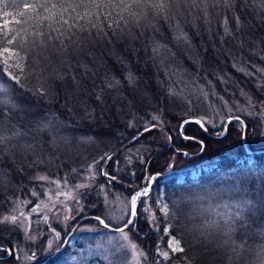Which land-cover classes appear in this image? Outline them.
Instances as JSON below:
<instances>
[{"label":"trees","instance_id":"1","mask_svg":"<svg viewBox=\"0 0 264 264\" xmlns=\"http://www.w3.org/2000/svg\"><path fill=\"white\" fill-rule=\"evenodd\" d=\"M106 77L120 86L108 88ZM0 84V221L18 200L37 204L41 175L86 185L72 224L107 232L108 195L148 187L127 229L144 264H264V125L250 115L264 107V0H0ZM220 99L234 108L223 110L226 120L245 123V144L241 120L226 133L206 121V131L194 122L180 130L188 118H210ZM248 100L247 112L239 107ZM199 158L209 162L198 180L170 176ZM236 176L244 180L218 199L215 189ZM173 236L184 252L167 247ZM106 237L85 231L80 241ZM14 246L0 232V249ZM43 248L36 264H127L115 247L77 246L84 251L74 262L69 247L49 256ZM0 264L17 256L5 253Z\"/></svg>","mask_w":264,"mask_h":264},{"label":"rangeland","instance_id":"2","mask_svg":"<svg viewBox=\"0 0 264 264\" xmlns=\"http://www.w3.org/2000/svg\"><path fill=\"white\" fill-rule=\"evenodd\" d=\"M204 97L206 92H203ZM214 114L210 118H202L203 121L208 122L213 127H224L226 119L224 114L225 111H233L234 108L230 106L228 102H223V100H218L214 102ZM253 103L248 100L246 105L239 107L248 112L249 108ZM259 110L264 111L262 105L259 106L257 111H252L251 119H257L260 124L264 125V114L259 115ZM244 127V125H243ZM223 129V128H221ZM244 131V128H243ZM223 131L220 130L218 134H222ZM249 149V148H248ZM209 162L208 158H199L193 161L187 162L184 165L176 168L173 178L178 182L182 183L187 177L192 180H198L201 175V167H207ZM259 186L264 189V173H259ZM46 179H40L42 186L44 188V196L38 200L37 204L30 208V201L28 200H18L15 204L14 210L5 217L16 216L17 220L12 222L10 220H5L3 217L0 221V232L2 239L7 242H12L14 244L16 251L12 252L11 256H17L18 264H36L35 257L38 259L37 247L42 244L44 246L42 255L49 256L56 251H63L64 241L69 231L73 230L74 236L67 238V245L65 248L69 247L68 253H65V257H68L70 262L78 261L81 257L73 256L74 251H76L77 246H84L85 249L89 250L88 253L98 250L100 248L111 249L115 247L119 253H126L127 264H144L145 253L144 251L132 240V234L130 231L126 230L121 232H110L106 230L101 231V227L94 224H87L80 226L77 224L73 226L74 221V208L77 207L79 196L82 191L87 187L84 184H78L75 186L70 185L66 181L49 178L45 175H41ZM235 179L229 184L221 187V189H215L217 193V198L220 200H225L231 193L234 192L236 185L244 180L241 177L236 176ZM257 180V177H255ZM215 186L213 187V189ZM133 196V195H132ZM122 197L120 194H109L106 204L107 212L110 221L108 224L115 227H122L125 223L131 219L134 215H130L132 212V206L130 203L131 197ZM142 197V196H141ZM74 203V206H71ZM139 201L137 200V207ZM72 208V210L70 209ZM137 213V209H136ZM135 213V214H136ZM137 215H135L136 217ZM62 230V233L59 231ZM101 233H108V237L100 240H96L95 244H88L86 242L80 241L81 232L99 231ZM171 239V238H170ZM169 239V241H170ZM168 241V242H169ZM133 245L136 247L133 248ZM168 245V244H167ZM80 255H83V249H77ZM144 253V256H138V253ZM7 253V252H5ZM2 253L0 256H4ZM8 254V253H7ZM35 254V256H33ZM113 258H115L113 256ZM109 259V258H108Z\"/></svg>","mask_w":264,"mask_h":264},{"label":"snow or ice","instance_id":"3","mask_svg":"<svg viewBox=\"0 0 264 264\" xmlns=\"http://www.w3.org/2000/svg\"><path fill=\"white\" fill-rule=\"evenodd\" d=\"M134 3L136 2H139V0H133ZM225 3H228V0H225ZM155 7V5H153ZM128 7L130 8L131 5H128ZM159 7L162 9L163 8V4H160ZM235 20L237 22V24H239V17H235ZM225 23H227V21L225 20ZM225 32L226 34H229L228 33V29L226 28L225 29ZM8 44H11L13 43L12 40H8L7 41ZM156 49H153V51H155ZM10 49L5 47L3 49V52L4 53H10ZM4 63H8L7 60L4 61ZM17 67H20L19 65H17ZM9 75L11 76V74L9 73ZM11 79L12 80H17V77L16 76H11ZM127 79L129 81V84H134L135 83V77L134 75L132 74H128L127 76ZM105 84L108 88H115V87H119L120 86V82L118 80H116L114 77L112 78H105ZM5 86L3 84H0V91H5ZM102 91V90H101ZM96 99L97 100H101V94L98 93L97 96H96ZM102 102V101H101ZM189 103H191V101H188ZM88 115H91V113H88ZM153 119H158L157 117H153ZM235 119L239 120L240 118L237 116L235 117ZM190 122H195L197 124H200L201 126H203L204 124V121L202 119H196L194 121H185L184 123H190ZM44 128H48L49 125L45 124L43 125ZM144 131L147 132V131H151V128L150 127H147L145 126L144 128ZM5 138L0 136V141L4 140ZM135 139V137H134ZM185 139H190L189 137H185ZM111 159L110 156H104V157H101V160L103 159ZM105 175H107V173H104ZM40 179H46L45 177H40ZM111 179H115V177H111ZM157 180V177L156 176H150L148 177V184L151 185L153 182H155ZM149 193V188L148 187H145L142 191H139V192H136L132 197H131V200H130V203H131V206H132V212L130 213V215H135V208H136V205H137V200L141 197V196H147ZM165 215H167V213L169 212V209H168V206L165 204L161 207L160 209ZM5 220H10L12 222H15L17 220V217L16 216H11V217H5L4 218ZM99 219V217L97 218ZM101 223H103V221H101ZM132 223V220L129 219L124 227L122 228H118L117 231L123 233L125 231V229L128 227L129 224ZM105 227H108L107 224H105ZM171 225L167 226L165 228V232H170V229H171ZM136 246L133 245V248H135ZM167 247L171 250V252L174 254V253H182L184 252V248L181 246V241L176 239L175 236L171 237L170 241L168 242V245ZM0 251H4V252H7L8 254H12V250L11 249H0ZM158 255H160L163 259L165 260H168L170 259V255H169V252L168 251H163V252H158ZM33 256H35V254H33ZM138 256H144V253L142 252H139L138 253ZM146 258V257H145Z\"/></svg>","mask_w":264,"mask_h":264},{"label":"water","instance_id":"4","mask_svg":"<svg viewBox=\"0 0 264 264\" xmlns=\"http://www.w3.org/2000/svg\"><path fill=\"white\" fill-rule=\"evenodd\" d=\"M196 119H199V118H188V119H186V120H184L183 122H182V124H181V131H182V129H183V127H184V125L185 124H187V123H184L185 121H194V120H196ZM234 120H237V119H235V117H230V118H228L227 120H226V122H225V133L227 132V129H228V125L230 124V122H232V121H234ZM239 120H241L242 121V119L240 118ZM243 122V121H242ZM195 123V122H194ZM243 124H245L244 122H243ZM200 125V124H199ZM201 126V125H200ZM205 131L207 130L206 129V127H205V124H203V126H201ZM245 133H246V126L244 125V132H243V143L245 144ZM136 209H137V206H136V208H135V213H136ZM136 215V214H135ZM135 215L131 218V220H132V223L131 224H129L128 225V227L126 228V229H128L132 224H133V222H134V219H135ZM104 226H105V224L106 223H102ZM108 225V224H107ZM124 227V226H123ZM108 230H110V231H114V232H119V231H117V229L118 228H115V227H113V226H111V225H108V227H106ZM120 228H122V227H120ZM125 229V230H126ZM65 246V245H64Z\"/></svg>","mask_w":264,"mask_h":264}]
</instances>
